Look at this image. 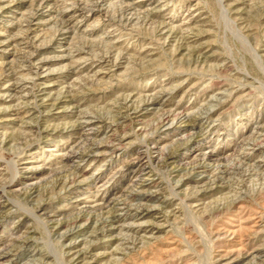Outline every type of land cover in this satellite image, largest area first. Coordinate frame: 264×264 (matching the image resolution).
Listing matches in <instances>:
<instances>
[{
  "label": "rangeland",
  "instance_id": "374dc122",
  "mask_svg": "<svg viewBox=\"0 0 264 264\" xmlns=\"http://www.w3.org/2000/svg\"><path fill=\"white\" fill-rule=\"evenodd\" d=\"M263 136L264 0H0V264H264Z\"/></svg>",
  "mask_w": 264,
  "mask_h": 264
},
{
  "label": "bare ground",
  "instance_id": "6f19581e",
  "mask_svg": "<svg viewBox=\"0 0 264 264\" xmlns=\"http://www.w3.org/2000/svg\"><path fill=\"white\" fill-rule=\"evenodd\" d=\"M124 8V7H123ZM139 15V14H138ZM187 116H188V114H187ZM168 117V116H167ZM261 127V126H260ZM259 130V129H258ZM260 133V132H259ZM261 137V136H260ZM264 137V136H263ZM257 138V137H256ZM262 138V137H261ZM256 140V139H255ZM264 140V139H263ZM262 143V142H261ZM256 148H257V146H256ZM260 148V147H259ZM258 149V148H257ZM263 150H264V148H262ZM204 156V155H203ZM205 158H206V155H205ZM207 158H209V156H207ZM201 160H203L204 161V157H202V159ZM205 162H206V160H205ZM204 163V162H203ZM257 164V163H256ZM216 167V166H215ZM221 167V166H220ZM257 167V166H256ZM261 167V166H260ZM205 168V167H204ZM238 168V167H237ZM264 168V167H263ZM196 170V169H195Z\"/></svg>",
  "mask_w": 264,
  "mask_h": 264
}]
</instances>
